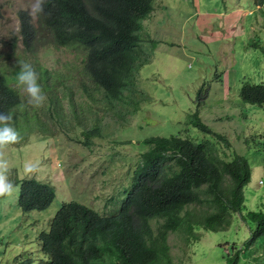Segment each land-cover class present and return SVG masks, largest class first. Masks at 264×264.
Masks as SVG:
<instances>
[{
	"label": "rangeland",
	"instance_id": "obj_1",
	"mask_svg": "<svg viewBox=\"0 0 264 264\" xmlns=\"http://www.w3.org/2000/svg\"><path fill=\"white\" fill-rule=\"evenodd\" d=\"M28 3L29 0H0V52L2 45L11 50L14 36L15 60L19 51L23 52L19 11L27 12ZM153 7L143 21L145 48L153 50L151 61L140 70L138 88L144 98L136 109L125 107L106 115L102 136L92 138L90 144L83 143L85 136L81 131L91 121L65 131L56 119L42 116L52 135L39 133L38 127L29 121L33 131H25L18 142L0 145V158L8 160L11 182L17 174L19 179L34 177L55 189L53 201L40 211H23L18 207L16 183L10 195L0 198V264H35L39 258L37 235L48 229L49 219L63 201L72 199L99 213L118 207L124 191L132 184L135 162L146 149L141 143L144 138L179 134L199 141L201 136L210 137V133L187 123L188 114L197 106L201 121L210 130L227 135L235 151L250 165V182L243 191L246 207L255 209L256 202L264 201V104L244 103L239 97L242 81L264 84V3L153 0ZM30 18L35 22L36 15ZM82 56L80 49L74 51L49 42L38 46L37 51L43 67L60 72L65 83H74L69 92L75 96L77 110L91 118L78 85L79 79H84ZM51 97L49 94L47 102ZM63 106L68 107L66 99ZM45 108L44 103L41 111ZM121 124L128 128L119 129ZM20 126H24L22 121ZM16 144L25 149L11 152ZM25 162L37 163L36 171L25 175ZM111 195L112 200L107 202ZM197 233L199 240L187 244L180 231L168 234L170 264H225L238 249V264H256L264 254V246L243 243L249 229L237 213H233L226 229H200ZM233 241L237 244H231Z\"/></svg>",
	"mask_w": 264,
	"mask_h": 264
},
{
	"label": "trees",
	"instance_id": "obj_2",
	"mask_svg": "<svg viewBox=\"0 0 264 264\" xmlns=\"http://www.w3.org/2000/svg\"><path fill=\"white\" fill-rule=\"evenodd\" d=\"M153 9V0H47L35 23L26 13L32 33L48 37L58 47L82 50L84 79L80 78L78 85L80 96L84 95L87 101L85 109L92 116L79 114L75 96L69 92L74 83H65L60 72H51L40 64L38 44L28 35L22 41L25 45L32 43L25 50L36 54L31 64L38 73L45 102L50 92L52 97L41 111L43 105L27 103L26 95L13 86L19 62H30L26 53H18L15 61H6L7 75L0 65V112L11 115L10 123L17 133L32 130L27 124L31 121L39 133L52 135L41 119L49 116L62 123L65 131L91 121L81 131L84 144L102 136L106 115L125 107L136 109L144 98L138 89L139 74L143 65L151 61L153 49L145 48L143 21ZM239 97L244 103L262 106L264 84L242 81ZM65 99L67 108L63 106ZM198 110L197 106L188 114L187 123L210 133V137L201 136L199 141L179 134L144 138L141 143L146 149L135 162L132 184L125 190L120 206L99 214L75 200L63 201L51 219L49 231L38 236L39 258L35 264H170L167 233L180 231L186 244L196 242L200 229H226L233 213L248 226L249 236L243 243L264 246V201L256 202L255 209H248L244 202L250 165L235 151L227 135L210 130L201 121ZM20 121L24 126H20ZM127 128L126 124L119 127ZM14 149L25 148L16 144L11 152ZM12 156L15 159L13 153ZM54 197V188L34 177L19 181L17 204L23 210L43 209ZM144 208L159 211L158 216L164 217L155 234L143 225ZM238 250L225 264L239 263L241 249ZM256 264H264V254Z\"/></svg>",
	"mask_w": 264,
	"mask_h": 264
},
{
	"label": "clouds",
	"instance_id": "obj_3",
	"mask_svg": "<svg viewBox=\"0 0 264 264\" xmlns=\"http://www.w3.org/2000/svg\"><path fill=\"white\" fill-rule=\"evenodd\" d=\"M46 2H47V0H29L28 6H27L28 14L30 16L41 14L44 11V4ZM27 12H25L24 10L19 11V22H20L19 34H20V42H21V45L23 47V52L19 51V53L28 54L30 62H19V68H18V71L16 72V84L18 87L15 85H13V86L18 88L22 95H23V92L26 93L28 103L33 104L35 106H40V105H44V103L46 104L47 101L45 102L46 97H45V94L42 90V85H41V83L38 82V73L36 72V70L34 69V67L31 64V61H32L31 58H34L36 56V54L34 53V51L33 52L26 51L25 49L28 48L29 45L32 43L27 42L29 45H25L24 41H22V40L25 37V35H28L29 37L32 38L33 43L38 44V46L44 45L47 42L50 43V41L47 40V39H49L48 37L40 36L38 33H34V32L32 33L31 28H30V23H29V20L31 22V18L29 16V20H27V18H26ZM35 22H36V20H35ZM35 22H32V23H35ZM11 41H12V42H10L11 50L7 51L4 48L5 45H2V50L0 52V65H1V67L4 70L6 75H7L6 61L7 60L8 61H15L16 51H14V48L16 46H15V42H14V36H12ZM36 50L38 51V48H36ZM83 65H84V63H83ZM47 70H48V68H47ZM53 71L54 70H52L51 72H53ZM138 89L143 93L141 88H138ZM53 91H55V89ZM49 94H53V93L50 92ZM47 100H48V98H47ZM140 102H139V104H140ZM10 121H11V115L0 112V145L15 143L19 139V137L25 136V131L27 133L30 131H33V130H30V131L23 130V131H20V133H17V131L12 126ZM22 167H23V171H24L25 175H29V174L36 171L38 164L35 162H25ZM9 170L10 169H9L8 160L5 158H0V198L3 195H10L13 192L14 187H15L13 183H16L18 185V191H19V181L21 179H23V178L19 179L18 175L15 174L14 178L11 182V180L8 178ZM13 174H14V172H13ZM37 181H39V180H37ZM259 182L261 183V180ZM46 184H49V183H46ZM49 185L52 186L51 184H49ZM54 191H55V189H54ZM17 198H18V192H17ZM17 198H16V200H17ZM112 198L113 197L111 195L110 198L107 200V202L112 200ZM50 203L45 208H47L50 205ZM120 203H121V201H120ZM120 203H119L118 207L120 206ZM23 206H24V204H23ZM19 208L21 210H23L21 207H19ZM45 208H43V209H31V210H39L40 211V210H44ZM31 210H23V211H31ZM133 210L138 212V208H135ZM96 212H98V211H96ZM158 212L159 211H149L146 208L141 210V213L143 214V225H144L145 229L150 234H155L157 232L158 228L164 223V217L158 216ZM99 214H106V213H99ZM53 216L48 221V229L40 231L37 235V240H38V236L41 232H48L49 231L50 222H51V219L53 218ZM160 220H162V223H159ZM168 234L169 233H167V236H166V242H167L168 247H170V245L168 243ZM169 254H170V250H169Z\"/></svg>",
	"mask_w": 264,
	"mask_h": 264
}]
</instances>
